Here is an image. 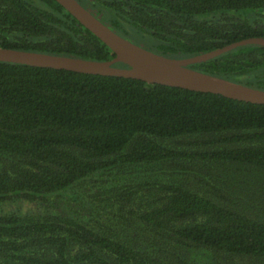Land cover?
<instances>
[{
	"label": "trees",
	"instance_id": "trees-1",
	"mask_svg": "<svg viewBox=\"0 0 264 264\" xmlns=\"http://www.w3.org/2000/svg\"><path fill=\"white\" fill-rule=\"evenodd\" d=\"M79 1L169 57L264 38V0ZM0 47L115 55L57 0H0ZM189 66L264 89V45ZM0 197V264H264V104L0 61Z\"/></svg>",
	"mask_w": 264,
	"mask_h": 264
},
{
	"label": "water",
	"instance_id": "water-1",
	"mask_svg": "<svg viewBox=\"0 0 264 264\" xmlns=\"http://www.w3.org/2000/svg\"><path fill=\"white\" fill-rule=\"evenodd\" d=\"M83 26L97 35L111 50L114 57L94 60L52 54L33 50L0 47V61L27 64L80 73L116 75L148 83H158L184 89L211 92L228 98L264 104V89L246 85L217 75L209 74L189 65L212 59L242 45H264L263 37L244 38L223 47L190 57H169L122 36L104 23L79 0H57ZM123 63L126 66H119Z\"/></svg>",
	"mask_w": 264,
	"mask_h": 264
},
{
	"label": "rangeland",
	"instance_id": "rangeland-1",
	"mask_svg": "<svg viewBox=\"0 0 264 264\" xmlns=\"http://www.w3.org/2000/svg\"><path fill=\"white\" fill-rule=\"evenodd\" d=\"M128 39L132 40L133 42L142 45L145 48H151L150 42H148V37H145L142 33H135V35H128ZM0 197V214L5 213H19L24 214L26 213L25 210L22 209L23 200L17 199L16 197ZM25 201V200H24ZM26 205L24 209H27L28 206L33 205L34 203L31 202H24Z\"/></svg>",
	"mask_w": 264,
	"mask_h": 264
}]
</instances>
